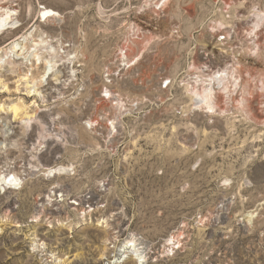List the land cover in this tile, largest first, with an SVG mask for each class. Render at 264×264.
<instances>
[{
  "label": "rangeland",
  "instance_id": "rangeland-1",
  "mask_svg": "<svg viewBox=\"0 0 264 264\" xmlns=\"http://www.w3.org/2000/svg\"><path fill=\"white\" fill-rule=\"evenodd\" d=\"M152 1L21 0L27 32L41 5L60 14L30 37L45 31L63 57L41 82L16 81L28 66L7 41L25 29L0 36V171L22 178L0 191V264H111L114 239L131 232L145 264H264V15L254 26L264 0ZM227 27L239 86L219 102L225 113L210 114L193 107L184 82L199 74L191 59L221 50L215 33ZM125 45L133 65L124 70ZM163 77L169 96L158 90ZM13 104L32 116L14 118ZM34 163L67 170L46 177ZM178 231L182 249L160 256Z\"/></svg>",
  "mask_w": 264,
  "mask_h": 264
},
{
  "label": "bare ground",
  "instance_id": "bare-ground-1",
  "mask_svg": "<svg viewBox=\"0 0 264 264\" xmlns=\"http://www.w3.org/2000/svg\"><path fill=\"white\" fill-rule=\"evenodd\" d=\"M160 0H156L155 2L152 1V4L157 5ZM167 0H164L162 2V5ZM21 0H0V36L3 34L7 35L9 32L10 34L12 31L15 32L19 28L25 29L27 26H22V23H20V17L22 12H20L21 9ZM150 5V4H148ZM161 5V6H162ZM31 5L27 4V11L29 13L31 12ZM97 14L101 18H106L108 14H105L104 8L97 4L96 8ZM37 13V19L38 24L33 26V24L30 26V30L27 32V29L24 31H17L15 35L13 34V39L8 40V44H13V51H14V59L20 60V63L22 65L28 66L27 71H25L22 76H18L16 81L18 80H29L32 82H35L38 78V81H42L44 78L47 79L49 75L52 73V69L54 66H56L59 60H62L63 57H59L58 51L55 48V45L52 44V37H49L47 33H44L45 31L38 32L36 34L35 38L33 37L34 34L32 32L36 30V27L40 25L41 23L45 21H49L50 19H54L55 17L59 16V12H57L55 9L41 5L38 10H36ZM31 14V13H30ZM264 15V10L256 9L255 10V17L256 21L254 23V26H258L260 17ZM22 19V18H21ZM29 23V22H28ZM216 23V22H215ZM225 22L220 21V24H224ZM225 26V25H224ZM35 27V28H33ZM40 27V26H39ZM8 32V33H7ZM24 32V33H23ZM27 32V33H26ZM36 32V31H35ZM7 33V34H6ZM257 44V43H256ZM257 46V45H256ZM1 47V46H0ZM255 47V46H254ZM20 50V51H19ZM69 59L71 62H78L76 66L82 65L83 63L80 62L74 53L69 56ZM65 59V58H64ZM44 64V65H43ZM41 68L38 76L32 75V73H29V70H34L36 68ZM72 74L74 78H76V72L78 70L74 69V65L72 64L71 68ZM234 71L231 68L224 67L220 71V79L215 80L213 76H211V81L205 83L208 84L207 86H203L201 89H198L196 87L190 86V89H186V92L189 96V99L193 101L194 99H199L197 101L191 102L195 103V108L203 111V112H209L210 114L215 112V105L211 101V94L212 90L214 88V84L221 83V89L225 93L229 91V87L236 81V75L233 73ZM240 74V73H239ZM238 74V76H239ZM246 74V72H245ZM70 75V77H72ZM248 75V74H246ZM249 76V75H248ZM247 77V76H246ZM229 78L230 81L229 82ZM248 79V78H247ZM185 85H189L188 81L184 82ZM28 85V84H27ZM189 88V87H188ZM242 89V88H241ZM105 91H107L105 89ZM28 94H30L32 91L29 89L26 91ZM248 92V91H247ZM246 93V92H244ZM142 97V96H141ZM245 100V99H244ZM244 100L241 97V104H243ZM189 103V102H188ZM189 105V104H188ZM187 105V106H188ZM194 105V104H193ZM190 107V106H189ZM187 107L186 109H188ZM195 108H193L195 110ZM11 111L14 118L21 117L23 113H25V109H21V107L18 104H13L11 106ZM187 111V110H186ZM219 112L225 113L226 111L224 109H221ZM24 116H28V114L25 113ZM32 115H29L28 118H30ZM87 124L90 125L89 120L86 121ZM29 125V121L26 122L25 127ZM173 127V126H172ZM205 130V129H204ZM203 130V131H204ZM205 132V131H204ZM95 144V143H94ZM9 167V166H8ZM33 168H38L41 172L42 176L46 177H55L56 175L64 174V170H67V167L62 166H39V164L34 163L32 164ZM22 180L21 175L19 174V171L17 170H11L9 172L0 171V191H6V188L8 189H18L20 187V181ZM227 179H224L226 181ZM228 181V180H227ZM228 183V182H227ZM3 192V193H4ZM48 197L50 195L48 194ZM263 203V202H261ZM260 204V203H259ZM254 209L247 210L243 213L244 217L250 221L252 218L256 215ZM8 215V214H7ZM104 220H102L103 222ZM101 222V223H102ZM182 233L178 231V233L173 234L170 233L165 239L162 244V249L160 256H173L176 251L174 250L175 245L182 246ZM116 244H113L115 251L113 252V259L110 261L111 264H123V262L126 259L131 260V264H145L147 261V251L146 247L143 245V242H141V239L139 240V237H137L136 234L131 232L123 239H114ZM153 260H157L156 257L153 258Z\"/></svg>",
  "mask_w": 264,
  "mask_h": 264
},
{
  "label": "built area",
  "instance_id": "built-area-1",
  "mask_svg": "<svg viewBox=\"0 0 264 264\" xmlns=\"http://www.w3.org/2000/svg\"><path fill=\"white\" fill-rule=\"evenodd\" d=\"M229 8V4H225L224 5V12H227ZM226 18H228V20L231 19L230 14H225ZM236 35V31L234 30L233 27H227L226 29H219L216 31L215 36H216V42L218 44L219 49H223L224 51L219 50L216 54H206L204 60L202 61L201 64H197L194 65L193 60L191 59L190 61V65L191 67H195L198 70L199 74H202L201 77L199 78V74H197V76L193 77L192 80L188 81L191 78L186 79L188 81L187 86L192 87H196L198 89H201L203 86H207L208 84H205L209 81H211V76L214 77L215 80L220 79V71L224 68V67H228L231 68L234 72V74L236 75V82L233 83L231 86L229 87V91L228 92H224L221 89V83L219 84H214V88L212 90V94H211V101L216 104L215 105V109L216 111H220V105L219 102L220 101H224V100H228L231 96V92H232V96L236 94V87L239 86L238 85V67H239V51H237L236 46L230 45V37L231 36H235ZM130 49V46L125 45V46H121L119 48L118 51V55L117 58L119 60L120 63H118V65L122 66V69H127L130 66L133 65V58L130 57L128 55V51ZM257 51V48H254L250 54H253ZM227 52V53H226ZM106 75L105 76H109V71L108 69L106 70ZM111 75V74H110ZM112 76V75H111ZM115 76V75H114ZM173 85V81L171 78L169 77H163L160 79L159 83H158V90L160 92H163L164 94H166L167 96H169L170 94V90L172 88ZM108 93V97L107 98H116L121 100V98L119 97L118 94H114L113 96H111V93L109 90H107ZM105 97V96H102ZM240 99V98H239ZM199 99H195V101H197ZM215 111V112H216ZM209 113V112H206ZM99 118L94 117L93 119L90 118L89 120V124H87L88 128L93 129L99 126L100 122H99ZM175 234V233H173ZM182 249V246H176L174 250H180ZM175 254V253H174ZM171 256V254L169 255Z\"/></svg>",
  "mask_w": 264,
  "mask_h": 264
}]
</instances>
